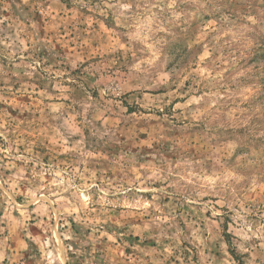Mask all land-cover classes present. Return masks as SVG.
<instances>
[{
    "label": "rangeland",
    "instance_id": "obj_1",
    "mask_svg": "<svg viewBox=\"0 0 264 264\" xmlns=\"http://www.w3.org/2000/svg\"><path fill=\"white\" fill-rule=\"evenodd\" d=\"M0 264H264V0H0Z\"/></svg>",
    "mask_w": 264,
    "mask_h": 264
}]
</instances>
